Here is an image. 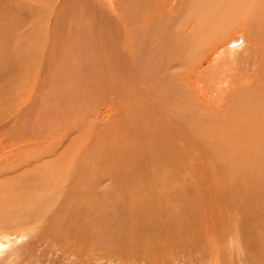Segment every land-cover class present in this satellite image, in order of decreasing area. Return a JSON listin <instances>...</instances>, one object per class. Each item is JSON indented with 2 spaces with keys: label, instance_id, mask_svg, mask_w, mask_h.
Segmentation results:
<instances>
[{
  "label": "bare ground",
  "instance_id": "6f19581e",
  "mask_svg": "<svg viewBox=\"0 0 264 264\" xmlns=\"http://www.w3.org/2000/svg\"><path fill=\"white\" fill-rule=\"evenodd\" d=\"M225 6L246 42L204 61L222 39L197 41ZM87 112L85 136L52 140V127L80 132ZM171 156L195 157L182 166L203 175L189 181L195 193L203 182L213 200L240 188L242 233L251 224L264 247V0H0V253L39 232L50 241L52 207L94 194L119 158L136 157L142 181L153 171L150 185L172 176Z\"/></svg>",
  "mask_w": 264,
  "mask_h": 264
},
{
  "label": "rangeland",
  "instance_id": "374dc122",
  "mask_svg": "<svg viewBox=\"0 0 264 264\" xmlns=\"http://www.w3.org/2000/svg\"><path fill=\"white\" fill-rule=\"evenodd\" d=\"M226 7H223L222 11L224 13L226 12L225 15L219 21H211L208 24L209 31L202 34L204 37L201 38L204 39L197 41L202 42L203 40L204 42V40L206 41L213 37L214 34V37H218L217 35H219L222 39L220 43L215 45L216 47L214 46L209 50V54L205 57L204 61H209L210 58L212 59V51L216 49L219 55H225L228 51L242 47L246 42L244 29L242 28L244 22L237 18L236 13H232V8ZM229 12H231V15ZM217 22L222 23L216 25ZM215 31L216 33H214ZM219 31L222 32V35ZM242 39L244 40L240 46H238L239 44L237 45L238 47L231 46L232 42H239ZM233 60L235 63V59H231L230 62ZM223 77L227 78L225 82L229 86L230 84L228 83L232 81V74L223 72ZM79 116L80 114L75 118L82 120ZM88 118H90V113L88 114L87 112L85 120H83L86 126L84 128L79 126L80 132H83H81L82 134L76 129L69 131L67 124L64 126L61 125L62 128L57 130L52 127V140L61 141L63 136L67 137V134L70 136L69 139L73 137L77 138L78 135L79 138L82 135L85 136V129L87 131V128H89L87 126L93 120L91 119L90 121ZM88 121L89 124H87ZM101 143L105 144L103 141ZM117 146L118 144L115 143V152L117 151ZM163 157L164 160H161V165L165 164L164 166H167V160L165 161L166 156ZM171 157L168 162L169 170L172 174L169 178L171 181L161 176L155 184L151 183L150 185L148 183L150 180L149 177L152 176L153 171L150 176L143 178V183L141 178L136 177L135 174V171L139 168V166L134 165L139 162L137 158L134 157L131 160L127 157L119 158L115 162L119 166L116 167L115 171L113 170L114 173H106L107 175L104 174L100 178V183L95 188L96 191L94 194L90 192L91 190L88 191L89 188L86 187L83 190L82 201L75 200L76 198L68 199L67 197L65 206L61 210L57 211V209L52 207L53 210L51 212L56 213H53V217L49 223L50 235L49 238L47 236L42 238L50 241L42 243L37 240L40 239L42 233L34 234L36 237L33 235L31 238L25 239L22 242V246H19L21 245L20 243L18 245L19 248L17 247L11 254L7 251L1 252L0 264H256V261L258 263L264 262V247L261 244L263 248L260 247V250H258V246L252 236L254 234L253 231H255L253 226L250 224L249 227H245L244 230H246V233H242L241 215L238 208L240 188L239 190H235L228 186L231 191H228L226 197H217L218 199L214 198L213 200L212 198L210 199L212 195H209L212 191L210 184L203 182V184L199 183L200 186H197L198 192L195 193L189 181L193 177H197V180H200L199 177L201 174L197 172L191 173L182 168V166H187L192 162L195 157L189 156V158L187 157V159L178 162H176L175 156ZM52 167H55L53 161ZM111 173L113 174L112 176L110 175ZM102 174H99V176ZM120 176L122 177L120 178ZM223 178H225V175ZM120 180L123 181L121 182ZM161 180H168L172 184L168 183L163 186L160 182ZM184 180L188 181L191 188L188 185H183ZM74 183L77 184V181ZM85 183L87 182L85 181ZM151 185L154 187L153 190L151 189ZM169 185L172 186L170 187ZM79 189L78 187L77 190ZM201 193L206 194L207 198L202 197ZM104 194L106 196L105 198ZM69 195L74 196L73 190H71ZM95 195L97 198L94 200L89 201L87 199L88 196L93 198ZM80 196H82L81 192ZM202 199L205 200L198 201ZM108 201L111 202V205H107ZM208 202L209 204H207ZM211 204L217 205L221 210L217 208L215 210L211 209ZM55 206L57 207L58 205ZM79 207L80 210L77 211ZM134 209L137 211L136 215L133 213ZM161 209L162 212H160ZM211 213L214 214L212 215ZM204 214H208V216L205 218ZM134 217L136 218L133 219ZM112 218L114 221H112ZM106 219L108 220L106 221ZM138 220L139 223L136 222ZM119 226L120 228L122 227L121 230L118 229ZM12 230L16 229L11 228ZM117 230L122 232L117 233ZM116 236L120 238L118 239ZM58 238L60 240L59 243L57 242ZM105 240L107 243L109 241V243L107 244ZM46 251L49 252L47 253Z\"/></svg>",
  "mask_w": 264,
  "mask_h": 264
},
{
  "label": "water",
  "instance_id": "95a60500",
  "mask_svg": "<svg viewBox=\"0 0 264 264\" xmlns=\"http://www.w3.org/2000/svg\"><path fill=\"white\" fill-rule=\"evenodd\" d=\"M237 43L236 42H233L232 45H236Z\"/></svg>",
  "mask_w": 264,
  "mask_h": 264
}]
</instances>
